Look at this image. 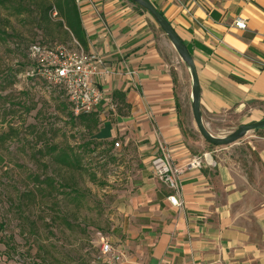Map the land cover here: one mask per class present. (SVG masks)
<instances>
[{
    "label": "crops",
    "instance_id": "1",
    "mask_svg": "<svg viewBox=\"0 0 264 264\" xmlns=\"http://www.w3.org/2000/svg\"><path fill=\"white\" fill-rule=\"evenodd\" d=\"M150 1L195 60L210 130L263 118L264 0ZM77 2L84 50L102 60L94 81L105 92L79 126L113 156L101 199H111L107 240L123 254L118 264H264V132L208 150L188 68L152 14L131 0ZM238 17L247 28L236 27ZM161 145L178 166L203 152L215 162L181 176V205L153 175Z\"/></svg>",
    "mask_w": 264,
    "mask_h": 264
},
{
    "label": "rangeland",
    "instance_id": "2",
    "mask_svg": "<svg viewBox=\"0 0 264 264\" xmlns=\"http://www.w3.org/2000/svg\"><path fill=\"white\" fill-rule=\"evenodd\" d=\"M22 18L0 3V132L17 129L0 142V264H95L112 223L111 199L101 196L114 168L88 158L82 169L59 166L43 153L52 144L78 147L88 135L62 86L27 75L32 46L76 44Z\"/></svg>",
    "mask_w": 264,
    "mask_h": 264
},
{
    "label": "built area",
    "instance_id": "3",
    "mask_svg": "<svg viewBox=\"0 0 264 264\" xmlns=\"http://www.w3.org/2000/svg\"><path fill=\"white\" fill-rule=\"evenodd\" d=\"M175 1L184 5L194 0ZM235 25L240 29L247 28L243 17H238ZM75 44V47L71 48L63 43H36L32 46L33 64L27 75L62 86L70 102L72 114L81 116L94 112L103 101L105 92L94 81L95 62L102 60L95 54L87 53L76 40ZM111 106L114 107V104L111 103ZM115 146H119V142H116ZM206 164H215L210 152L194 154L178 166L170 148L165 145H161L160 153L151 160L153 175L169 188L167 198L174 205L182 204L179 197L181 176L186 172H200ZM122 257V252H119L112 242L101 238L99 261L95 264H118Z\"/></svg>",
    "mask_w": 264,
    "mask_h": 264
},
{
    "label": "trees",
    "instance_id": "4",
    "mask_svg": "<svg viewBox=\"0 0 264 264\" xmlns=\"http://www.w3.org/2000/svg\"><path fill=\"white\" fill-rule=\"evenodd\" d=\"M0 3L9 10L11 15L22 16L23 21L35 24L45 36L55 38L62 35L64 38L78 41L83 48L85 47V30L77 0H0ZM135 4L148 11L141 5ZM82 116L84 115L79 117L80 120ZM261 131L264 129L255 132ZM14 133H17V129L13 127L9 128V132H0V142L5 143ZM100 146L101 142L87 137L78 147L63 148L52 144L43 153L52 155V159L59 166L82 169L84 164L86 166L88 164L86 161L82 163L86 158L89 163L93 160L98 163L101 158L105 159L103 165L108 166L109 163L114 162L113 156L101 154ZM39 151L42 152V150ZM36 179L39 180V177ZM48 179L51 183H55L54 178Z\"/></svg>",
    "mask_w": 264,
    "mask_h": 264
},
{
    "label": "water",
    "instance_id": "5",
    "mask_svg": "<svg viewBox=\"0 0 264 264\" xmlns=\"http://www.w3.org/2000/svg\"><path fill=\"white\" fill-rule=\"evenodd\" d=\"M133 2L141 5L145 9H147L157 23L164 30L177 53L179 54L181 60L186 64L188 71L191 76V105L193 110V115L195 119V123L198 131L202 135V137L210 144H214L217 146H226L233 144L250 132L259 131L264 129V117L260 120L250 123H242L234 130H232L228 134L220 135L215 134L210 130L207 124L204 121L203 113L201 109V91H200V83L199 76L195 64V60L190 53L187 45L181 39V37L177 34L176 30L172 26L171 22L164 16V14L150 1V0H132Z\"/></svg>",
    "mask_w": 264,
    "mask_h": 264
}]
</instances>
